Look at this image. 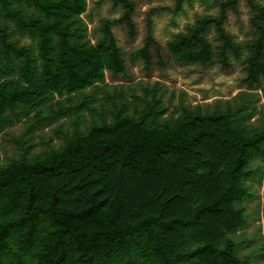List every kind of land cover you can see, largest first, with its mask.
<instances>
[{
  "label": "trees",
  "instance_id": "16d2710c",
  "mask_svg": "<svg viewBox=\"0 0 264 264\" xmlns=\"http://www.w3.org/2000/svg\"><path fill=\"white\" fill-rule=\"evenodd\" d=\"M111 1L122 13L102 18L93 42L82 17L87 0H0V129L22 117L31 126L75 115L71 132L57 130L59 147L24 149L0 165V264H254L234 235L248 223L241 203L260 177L256 161L264 162L257 92L241 90L212 110L181 101L167 114L156 80L141 97L117 102L123 90H108L106 71L130 75L113 25L135 38L136 3ZM186 1L149 9L132 61L146 71L167 65L152 17L177 14ZM246 2L251 38L228 33L227 9L238 0H220L218 14L199 15L167 48L173 60L224 68L231 52L243 86L264 95V4ZM96 102L109 105L81 128V113H97Z\"/></svg>",
  "mask_w": 264,
  "mask_h": 264
},
{
  "label": "rangeland",
  "instance_id": "374dc122",
  "mask_svg": "<svg viewBox=\"0 0 264 264\" xmlns=\"http://www.w3.org/2000/svg\"><path fill=\"white\" fill-rule=\"evenodd\" d=\"M136 3L133 19L136 25V36L130 39L125 24L113 25L119 45L125 53L126 66L130 79L122 74H112L106 71V84L113 94L115 88L123 90V96L116 98L117 102L133 101L143 95V87L152 85L158 80L161 85L160 94L168 113H172L183 101L188 106L201 105L214 109L227 99L233 98L241 90L255 93L257 106L264 111V95L260 89H247L243 86L245 70L240 59H235L229 52L230 68H224L218 61L202 65L199 63H183L171 58L167 48V42L175 33L185 30L189 23H193L199 15L218 14V1L220 0H187L183 10L177 14L171 12H159L153 15V34L162 46V53L167 65L160 67L156 63L146 71L141 59L132 61L130 52L143 44L146 34V16L151 7L174 6L175 0H134ZM264 4V0H257ZM122 10L114 6L111 0L99 4L98 0H87V10L82 14L88 25V36L93 42L100 36L99 26L104 17H119ZM253 11L246 0H238L237 10L227 9V21L225 27L236 41L251 38V17ZM20 45L36 42L27 35L15 34L12 37ZM208 38L215 45L214 30L210 31ZM157 57L154 56V61ZM104 85V83H103ZM99 96H102L100 93ZM108 103L96 102L98 112L91 114L83 111L80 127L85 128L92 120H100V112ZM35 112H31L33 116ZM257 114L253 119H257ZM75 115L59 119L41 121L29 126L27 117L16 119L10 125L0 129V165H4L13 158H18L25 149L30 154L39 153L52 147H59L62 137L57 130L72 131ZM255 166L260 172L258 180L250 181V195L241 205L246 208L247 225L236 232L234 238L238 241V253L240 256H249L254 264H264V162L256 161Z\"/></svg>",
  "mask_w": 264,
  "mask_h": 264
}]
</instances>
